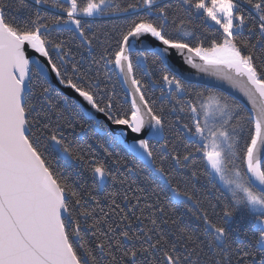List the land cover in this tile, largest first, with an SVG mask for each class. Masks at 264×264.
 I'll return each mask as SVG.
<instances>
[{"label":"snow or ice","instance_id":"1","mask_svg":"<svg viewBox=\"0 0 264 264\" xmlns=\"http://www.w3.org/2000/svg\"><path fill=\"white\" fill-rule=\"evenodd\" d=\"M0 264H264V0H0Z\"/></svg>","mask_w":264,"mask_h":264},{"label":"trees","instance_id":"2","mask_svg":"<svg viewBox=\"0 0 264 264\" xmlns=\"http://www.w3.org/2000/svg\"><path fill=\"white\" fill-rule=\"evenodd\" d=\"M203 86V85H201ZM116 90L119 93L120 97L123 98L124 96V90L121 86V84L119 82H116ZM152 96L153 98H156L158 100V102H162L165 105L168 104V100L167 97H161L160 95V87L156 86L153 90H152ZM123 102V100H122ZM128 104L125 103V107H127ZM183 118L185 120H187V116L182 114ZM85 128H87V125H85ZM77 135H82L85 139V141L87 142V144H91V148L92 151L95 153V156L97 157V159L104 161L110 168L113 169V171L115 172L116 168L112 163V158H109L106 156V153L104 151V148H102L100 146V144H103L104 147L108 148L109 151H111L113 153L114 156H116L117 154L120 157H123L125 159H127L130 163L129 166H131V156L128 155L127 153V149L123 146V145H114V144H110L106 138L104 137H96V139H90V137H92L94 134L92 132L89 131H84L83 133H81L80 129L77 128L76 129ZM97 140L100 141V143H97ZM137 164H139V161L136 162ZM140 169H143V165H139ZM125 175H128L127 173H124ZM144 175H149L148 170L143 169V172L137 171L134 173H131L129 175V180H135L136 184L133 185V187H136V185H139L141 187H147V183L146 181H144L143 176ZM85 179H87L88 183H91V177L90 174L85 173ZM113 186V181L111 179H109L107 181V188L111 189ZM120 185H116L117 189H120ZM193 223L195 224V221H193Z\"/></svg>","mask_w":264,"mask_h":264},{"label":"water","instance_id":"3","mask_svg":"<svg viewBox=\"0 0 264 264\" xmlns=\"http://www.w3.org/2000/svg\"><path fill=\"white\" fill-rule=\"evenodd\" d=\"M185 72L191 73L192 74V82L207 86L209 88H215L220 91L225 92L226 94L232 95L236 97L238 101L241 103H246V99L242 96L241 93L237 92L236 90L232 89L226 82H222L218 80L217 78L210 76L205 73H200L196 69H192L189 66H184L183 69ZM129 140H131V137H129ZM125 148L126 146L123 145Z\"/></svg>","mask_w":264,"mask_h":264}]
</instances>
